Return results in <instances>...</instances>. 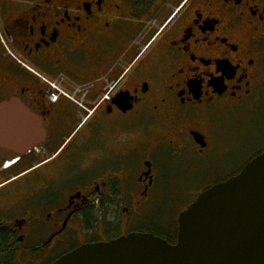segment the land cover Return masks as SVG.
<instances>
[{"label":"flooded vegetation","instance_id":"flooded-vegetation-1","mask_svg":"<svg viewBox=\"0 0 264 264\" xmlns=\"http://www.w3.org/2000/svg\"><path fill=\"white\" fill-rule=\"evenodd\" d=\"M11 100L41 132L0 153V264L162 233L158 152L204 157L213 121L264 103V0H0Z\"/></svg>","mask_w":264,"mask_h":264},{"label":"water","instance_id":"water-1","mask_svg":"<svg viewBox=\"0 0 264 264\" xmlns=\"http://www.w3.org/2000/svg\"><path fill=\"white\" fill-rule=\"evenodd\" d=\"M34 121L14 100L2 103L0 153L13 159L33 146L41 132ZM52 264H264V152L179 214L175 243L130 233L82 245Z\"/></svg>","mask_w":264,"mask_h":264},{"label":"rangeland","instance_id":"rangeland-1","mask_svg":"<svg viewBox=\"0 0 264 264\" xmlns=\"http://www.w3.org/2000/svg\"><path fill=\"white\" fill-rule=\"evenodd\" d=\"M253 103L252 100L224 123L213 121L211 138L219 143V148L206 156H198L190 150V154L173 163L165 149L158 152V164H169V167L162 171L163 176L157 182L159 190L162 189L161 203L148 205L150 218L159 217L160 223L169 226L216 179L228 171L239 170L253 157V150L264 148V103L258 106Z\"/></svg>","mask_w":264,"mask_h":264},{"label":"trees","instance_id":"trees-1","mask_svg":"<svg viewBox=\"0 0 264 264\" xmlns=\"http://www.w3.org/2000/svg\"><path fill=\"white\" fill-rule=\"evenodd\" d=\"M153 219V218H150ZM155 219V218H154ZM164 226V225H163ZM164 231L162 233L156 232V235H159L171 243H175L177 239V233H178V223L177 220L173 221L169 224V226H164Z\"/></svg>","mask_w":264,"mask_h":264},{"label":"bare ground","instance_id":"bare-ground-1","mask_svg":"<svg viewBox=\"0 0 264 264\" xmlns=\"http://www.w3.org/2000/svg\"><path fill=\"white\" fill-rule=\"evenodd\" d=\"M12 153V152H11ZM10 164V163H9ZM187 260H189L188 258H187Z\"/></svg>","mask_w":264,"mask_h":264}]
</instances>
